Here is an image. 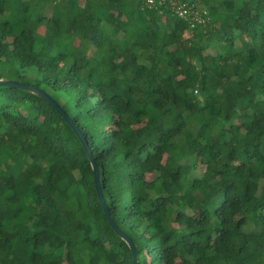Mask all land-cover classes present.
I'll list each match as a JSON object with an SVG mask.
<instances>
[{"label":"trees","instance_id":"1","mask_svg":"<svg viewBox=\"0 0 264 264\" xmlns=\"http://www.w3.org/2000/svg\"><path fill=\"white\" fill-rule=\"evenodd\" d=\"M187 1L205 27L147 0H0V78L77 123L140 264H264V0ZM0 264H133L78 137L9 87Z\"/></svg>","mask_w":264,"mask_h":264},{"label":"water","instance_id":"2","mask_svg":"<svg viewBox=\"0 0 264 264\" xmlns=\"http://www.w3.org/2000/svg\"><path fill=\"white\" fill-rule=\"evenodd\" d=\"M0 87H9L14 88L18 90L25 91L27 93H31L38 98L42 99L43 101L47 102L49 105H51L64 119V121L67 123V125L72 129V131L75 133V135L78 137L79 141L81 142L87 158L90 162L92 171L94 173V183H95V189L96 193L99 199V202L103 208L104 214L113 229V231L116 233V235L121 238L129 247L132 257H133V264H140L139 262V252L138 249L133 242V240L125 233L123 232L118 225L115 223L114 218L111 215L109 206L107 204L106 198L103 193V187H102V174L101 169L94 157L93 151L87 141L86 136L84 135L83 131L80 129V127L77 125V123L69 116V114L65 111V109L53 98L50 94L43 91L42 89L30 86L27 84H24L22 82H19L17 80L9 79V78H0Z\"/></svg>","mask_w":264,"mask_h":264},{"label":"built area","instance_id":"3","mask_svg":"<svg viewBox=\"0 0 264 264\" xmlns=\"http://www.w3.org/2000/svg\"><path fill=\"white\" fill-rule=\"evenodd\" d=\"M147 3L151 7H168L177 18L187 22L191 29L205 27L209 22L207 12L198 10L187 0H147Z\"/></svg>","mask_w":264,"mask_h":264},{"label":"rangeland","instance_id":"4","mask_svg":"<svg viewBox=\"0 0 264 264\" xmlns=\"http://www.w3.org/2000/svg\"><path fill=\"white\" fill-rule=\"evenodd\" d=\"M23 6H25V4H23ZM53 15H56V10L54 8H53ZM26 20H27V15H26L25 11L23 10L21 15H20V18L18 19V21L16 23V25L11 26L8 29V34H12L13 32L20 31L21 28L23 27L24 23L26 22ZM40 32H44V28H41ZM58 99L61 102V104H64L61 98H58Z\"/></svg>","mask_w":264,"mask_h":264}]
</instances>
